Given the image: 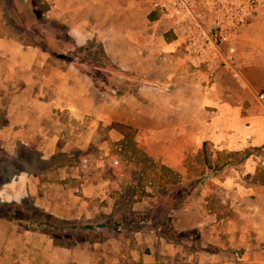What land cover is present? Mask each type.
<instances>
[{
    "label": "crops",
    "instance_id": "crops-1",
    "mask_svg": "<svg viewBox=\"0 0 264 264\" xmlns=\"http://www.w3.org/2000/svg\"><path fill=\"white\" fill-rule=\"evenodd\" d=\"M20 1L38 20L62 26L70 51L97 43L108 65L62 62L26 41L23 18L8 12ZM30 1L0 0V147L8 157L32 144L41 159L66 156L45 180L27 171L9 176L0 201L28 197L64 228L48 234L0 217V264H264V109L255 98L264 93V0L232 38L237 78L221 65L208 78L150 0ZM90 69L101 70V84ZM112 122L132 128L146 160L125 151ZM62 140L69 148H60ZM202 142L212 158L250 153L214 171L196 157ZM67 149L84 152L85 161ZM117 151L125 158L111 167L125 165L121 178L118 167L105 172ZM161 167L163 190L155 181L135 183L149 168L159 177ZM198 177L167 213L174 238L142 217L140 226L126 223L162 210L172 188Z\"/></svg>",
    "mask_w": 264,
    "mask_h": 264
},
{
    "label": "built area",
    "instance_id": "built-area-1",
    "mask_svg": "<svg viewBox=\"0 0 264 264\" xmlns=\"http://www.w3.org/2000/svg\"><path fill=\"white\" fill-rule=\"evenodd\" d=\"M149 4L172 24L182 38L185 53L205 69L208 78L220 65L238 77L232 65V38L255 13L256 0H150ZM263 97V92L255 95L264 109Z\"/></svg>",
    "mask_w": 264,
    "mask_h": 264
},
{
    "label": "trees",
    "instance_id": "trees-1",
    "mask_svg": "<svg viewBox=\"0 0 264 264\" xmlns=\"http://www.w3.org/2000/svg\"><path fill=\"white\" fill-rule=\"evenodd\" d=\"M32 2L35 3L37 2V0H31L30 3L32 4ZM45 7L46 5L42 3L40 9H45ZM109 127L114 128L116 131H118L122 135V139L120 140V143H121V146L123 147L125 146V151H129L128 149H130V151L132 150V152H134V156L136 155L137 152L139 153L140 150L136 148L132 142L133 130L130 126L122 124V123H118V122H112L109 125ZM17 150L18 148L16 149V152H14V155L9 157L10 159H12L10 161L11 167L16 166L15 168L18 169L16 172L13 171L11 175L17 174L20 171H27L26 169H21V167L20 168L18 167V163L22 165L23 162L20 161V154L18 155ZM70 153L72 154V156L70 155ZM119 153H121V151H119ZM248 153H250L249 150H244L241 155H239L238 152H234V151L221 152V153H218L214 158H212L210 152L207 149L206 142H202V145L200 149L198 150L196 157L200 158L199 161L206 168L209 169L211 167H214V171H215L218 168H220V166L224 164L226 160L228 161L229 158L233 159L232 161L234 162H238V161H241L245 156H247ZM83 154L84 152L78 151V150H72L68 153V155H70L73 158H76V160L79 162L84 160ZM56 155H57L56 158L58 160L64 159V157L66 156L65 153H58ZM53 158L54 156H50L47 159L40 158L41 159L40 163L41 164L46 163L47 165L48 163L47 161L50 162ZM144 160L146 159L142 158L139 161H144ZM44 166L45 165H43V167ZM163 170L164 168L161 167V173L159 177H157V174H155V172L150 171V169H149L150 172L147 170H143L142 171V173L144 174L143 180L139 182L137 181L135 183L141 186L144 183L148 182L151 184V182L155 181L159 185L160 189L163 190L164 180L161 178V175H164ZM27 172L29 173V171ZM8 177L4 178L2 181L7 179ZM201 182H202V179L198 177L197 179L186 184L185 186H176L172 188L173 191H171L169 197L166 198L167 204L165 208L161 210V208L157 206L152 211H145L139 215L135 214L136 216L131 214L132 217L130 219H127L126 223L128 224L135 223L136 225L137 224L139 225L138 218L142 217V218L148 219L151 226L157 230L156 232L161 235L166 236V239L174 238L172 237L174 231L170 228V225L168 222L169 215L167 213L170 212V210H173V208L179 206V204L182 203L185 197L191 193L192 185L200 184ZM163 195L164 193H160V198L162 199V201H164ZM123 196L125 195H122V197ZM129 199L130 198L127 196H125L124 198V200L126 201H128ZM21 207L22 206L20 205V203H14V202L0 203V217L9 219L13 223L21 225L27 229L39 230L42 232H46L48 234L53 232L54 230L64 228V224L62 225V223L51 218V216L48 213H45L43 211H40L39 209H36V211H33L35 213L34 214L26 210H22ZM37 212H39V214Z\"/></svg>",
    "mask_w": 264,
    "mask_h": 264
},
{
    "label": "rangeland",
    "instance_id": "rangeland-1",
    "mask_svg": "<svg viewBox=\"0 0 264 264\" xmlns=\"http://www.w3.org/2000/svg\"><path fill=\"white\" fill-rule=\"evenodd\" d=\"M14 9H12L10 7V9L8 10V12L10 13V15H13L14 17H18L19 18H23V23L26 25H23L24 28L28 27L27 30H25V39L26 41H28L29 43H35L37 45H39L42 49H44V51L46 52H51L53 54H57L60 57V60L62 62H66L69 61V58L73 61H82V60H89V61H93L96 65H103L106 66L108 65L106 58L103 56L102 52L100 51L99 45L97 43L94 42H87L86 43V47H84V49L78 48L77 50L73 49V50H69V48L71 47V41L70 39L65 35L62 26L47 21V20H42L39 19V17H36L34 15V13L36 14L35 11H27L21 4V1L19 4H13ZM17 14V15H15ZM17 22V21H16ZM19 22V21H18ZM26 29V28H25ZM98 66V67H99ZM90 72L93 73L94 79L101 84V81L104 80V77L102 79L101 74V70L100 69H90ZM130 86H134V82H129ZM124 87V86H122ZM125 88V87H124ZM2 140V139H0ZM98 143V142H96ZM1 144H4V141L2 140ZM60 146V148H69V144H65L63 142V140L58 144ZM99 146H103L104 148H109V144H106V146L100 144V142L98 143ZM35 145H30V147H22L19 148L18 147V155L20 154V161L23 162L22 165L20 163H18V167L21 169H26L27 171H29L30 175L31 174H41L42 173V178L41 179H46V174L49 173H54L51 172L52 170L55 171V167H56V162L59 161L56 158V154L60 153L58 151H55L54 154L52 156H54V158L49 162L47 161V165L46 163L41 164L40 163V155L42 153V149H37L34 147ZM96 146V145H95ZM69 150V149H67ZM72 151V149L69 150V152ZM7 151H5V149H3L2 147H0V183L3 182L2 180L8 176H10L13 171L16 172L18 169L15 168L16 166H12L10 165V161L12 159H10L6 153ZM99 154V153H98ZM97 153H95L93 151V155H98ZM70 155L72 156V154L70 153ZM116 156H119V158L124 159L125 155L121 153H119L117 151V153H109V155H107V169H105V172H110L111 168H117L118 166L115 165V167H111L113 166V164L115 163L114 158H116ZM136 157L140 159L143 158V153L139 151V153L137 152ZM114 161V162H113ZM43 165H45L43 167ZM124 166H119L117 168L118 174L117 176H114V178H121L124 176V173L121 172L122 170L127 172L128 169L126 170V167ZM151 168V167H150ZM149 168V169H150ZM86 172H88V169L86 170ZM19 173V172H18ZM17 173V174H18ZM130 173V172H129ZM111 174V173H110ZM133 174V173H130ZM14 175V174H13ZM49 177H52L51 175H49ZM33 185V184H32ZM32 199H29L28 197H26L23 201L19 202L20 205L22 206V210H26L28 212L34 213L33 211H36L37 208L35 205H33V203L31 202ZM0 203H4L1 202ZM39 214V212H37ZM35 214V213H34ZM60 234V233H57Z\"/></svg>",
    "mask_w": 264,
    "mask_h": 264
}]
</instances>
